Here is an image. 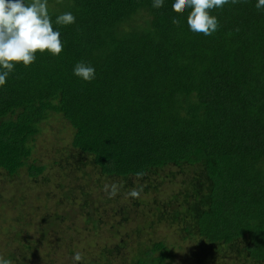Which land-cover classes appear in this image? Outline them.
Instances as JSON below:
<instances>
[{
	"label": "trees",
	"instance_id": "16d2710c",
	"mask_svg": "<svg viewBox=\"0 0 264 264\" xmlns=\"http://www.w3.org/2000/svg\"><path fill=\"white\" fill-rule=\"evenodd\" d=\"M151 4L48 0L50 18L75 17L53 23L61 52L15 63L0 86L5 180L25 169L46 182L31 158L40 127H70L53 159L64 174L53 210L22 199L19 230L5 232L11 264H170L158 233L193 244L192 264H264V7L227 0L204 35L189 31L188 9ZM78 60L93 80L72 75Z\"/></svg>",
	"mask_w": 264,
	"mask_h": 264
},
{
	"label": "clouds",
	"instance_id": "9594fccd",
	"mask_svg": "<svg viewBox=\"0 0 264 264\" xmlns=\"http://www.w3.org/2000/svg\"><path fill=\"white\" fill-rule=\"evenodd\" d=\"M227 0H171L174 12L188 9L186 25L189 31L210 35L216 30L218 21L210 14L212 8H220ZM48 0H0V86L5 84L15 63L27 67L35 60L37 52L45 51L58 55L63 47L56 25L72 24L75 20L70 11H64L50 18ZM163 0H152L151 6L159 8ZM254 7H264V0H255ZM172 22L178 17L172 16ZM72 75L84 82L95 78V68L83 60L72 66ZM135 190L129 195L135 196ZM73 261L81 259V253L72 255ZM0 264H11L10 259L0 257Z\"/></svg>",
	"mask_w": 264,
	"mask_h": 264
},
{
	"label": "rangeland",
	"instance_id": "374dc122",
	"mask_svg": "<svg viewBox=\"0 0 264 264\" xmlns=\"http://www.w3.org/2000/svg\"><path fill=\"white\" fill-rule=\"evenodd\" d=\"M65 123L64 120H56V122L50 120L49 122L42 123L43 125L40 127L41 134L34 143V150L31 158L33 160L35 159L38 165H46V182L42 180V177L37 179L36 182L28 179L25 169L19 172L17 178L12 177L9 180H5L3 172L0 171V257L2 258L5 251L10 248L9 239L11 237H6L5 232L11 229L12 225L16 228V231L17 229L19 230V226L22 223V219L20 222L16 220V218L19 217V210L17 207L22 205L21 200L24 199L25 201L23 207H27V205L28 207L33 206L35 211L39 214L49 210L52 211L53 205L57 202V197H59L58 195L60 192L54 178L59 177V179H63L64 174L59 173V169L54 165L53 159L57 157L56 155L59 154V152H64L63 150L69 145V136L66 140H64V137L67 136L70 127ZM57 159L59 158L57 157ZM65 182L67 183V181ZM46 194H48V196H46ZM60 213H62L61 215L67 216L69 212L66 209H61ZM69 221L68 224L70 223ZM146 233L147 232L143 234L142 238L148 236ZM30 234L33 233L30 232ZM170 236L171 234L165 235L163 233L160 235V233H158L154 234L152 238L160 239L161 237L165 239V242L168 244V249L172 252L170 264H192L193 261L191 258L189 259L188 257L187 259V256L183 258V252L188 250L187 246H193V244H184L179 238L175 241L174 237L172 238V236ZM31 238L34 240L38 237L32 235ZM51 239L53 240V238ZM31 245H34V243H31ZM44 245L46 247L49 246L47 244ZM54 256L56 257V255ZM55 260L57 262L60 261L57 257Z\"/></svg>",
	"mask_w": 264,
	"mask_h": 264
}]
</instances>
